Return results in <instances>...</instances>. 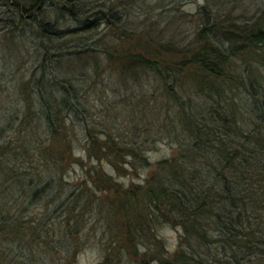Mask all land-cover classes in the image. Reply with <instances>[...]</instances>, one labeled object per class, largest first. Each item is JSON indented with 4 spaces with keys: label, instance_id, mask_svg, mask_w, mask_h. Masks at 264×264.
<instances>
[{
    "label": "trees",
    "instance_id": "obj_1",
    "mask_svg": "<svg viewBox=\"0 0 264 264\" xmlns=\"http://www.w3.org/2000/svg\"><path fill=\"white\" fill-rule=\"evenodd\" d=\"M94 209L99 264H264V0H0V264L77 263Z\"/></svg>",
    "mask_w": 264,
    "mask_h": 264
},
{
    "label": "rangeland",
    "instance_id": "obj_2",
    "mask_svg": "<svg viewBox=\"0 0 264 264\" xmlns=\"http://www.w3.org/2000/svg\"><path fill=\"white\" fill-rule=\"evenodd\" d=\"M148 6H150L149 3L147 4V7L142 10V13L140 12L138 17H132L128 21V23L130 24L132 23V25L138 26L140 28H144V29L148 28L149 31L152 32V34H157V37L164 38V39L169 38L171 36V33H173L174 31L177 32L178 29L181 30L183 28L184 26L183 22L181 18H179L176 14L170 20L168 18L162 19V17L159 15L160 14L159 12L148 11ZM194 9H195V4L189 3V4H186L180 12L188 13L190 11H193ZM153 150L155 151H149L150 157L152 159L159 157L160 155L168 151L167 148L164 146H161V144L159 145V147L156 146ZM69 172L71 176L72 175L77 176V173H82L78 165H75L71 171L69 170ZM137 176H138L137 178H139L138 180H140L141 177L139 175ZM115 177L116 179L120 181L122 180L124 182H127L128 178L130 177L135 178V176L132 174H125V176L122 175V176H115ZM74 180L75 178L73 177L69 179L68 182L72 184V183H75ZM103 212L104 211L101 210L100 213H103ZM90 215H94V236L89 237L87 241L88 243L92 244L93 248L83 249L78 254V260H77V263L75 264H99V256H98V252L96 251V247L98 249V246H97L98 238L102 237L101 233L103 229V219L102 218L98 219L99 222L95 221L96 217L100 216L98 214V211H96L95 209H94V212H92ZM103 218L105 219V217ZM99 223H100L101 228L99 227ZM91 231H89V233ZM159 234L162 236H167L170 241V244L172 242H175L176 232L171 227H168V225L161 226L159 228Z\"/></svg>",
    "mask_w": 264,
    "mask_h": 264
}]
</instances>
